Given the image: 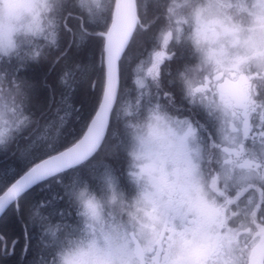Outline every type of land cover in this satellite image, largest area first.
Listing matches in <instances>:
<instances>
[{"label":"clouds","instance_id":"obj_1","mask_svg":"<svg viewBox=\"0 0 264 264\" xmlns=\"http://www.w3.org/2000/svg\"><path fill=\"white\" fill-rule=\"evenodd\" d=\"M117 2L0 0V150L40 127L30 111L34 85L20 71L41 60L59 62L68 49L80 50L101 36L111 27ZM131 3L134 23L122 53L131 82L118 91L98 148L114 117L106 155L122 158L123 167L102 164L88 178L76 175L68 182L55 175L62 193L26 211L46 253L38 264H191L187 256L198 247L206 250L199 264H264V258L252 257L261 237L242 211L247 194L226 206L249 166L247 150L237 153L215 135L218 128L237 134L245 124L258 135L264 123V0ZM157 53L162 59L154 68ZM74 67L83 69L81 83L95 86L87 65ZM240 81L242 100L231 92ZM60 111L22 153L30 158L43 148L53 154L25 175H40L68 151L55 150L70 118L68 110ZM99 114L98 107L76 143ZM57 198L68 206L53 217L46 209ZM220 209L224 223L210 222L206 213ZM262 216L264 205L257 223Z\"/></svg>","mask_w":264,"mask_h":264},{"label":"trees","instance_id":"obj_2","mask_svg":"<svg viewBox=\"0 0 264 264\" xmlns=\"http://www.w3.org/2000/svg\"><path fill=\"white\" fill-rule=\"evenodd\" d=\"M104 39L101 36L93 37L85 45L76 49H68L67 57L59 62L41 60L27 64L20 75L34 85L33 101L30 111L39 121L40 127L33 132L31 129L20 136L7 150H0V193L6 186L18 179L33 162L47 158L43 148L36 149L33 157L26 158L22 153L32 144L36 135L42 131L43 126L57 118V109H66L70 118L63 129V135L56 149L61 151L73 145L84 134L88 122L93 118L100 104L104 84L105 65L101 62ZM67 41L62 42L61 51H64ZM65 60L67 62H65ZM75 65H87L95 86L89 87L81 83L84 74ZM12 69L16 65L11 66ZM66 69H74V75L67 85L61 83L62 74ZM131 82L127 67L120 65V89ZM119 89V90H120ZM66 104L62 105L61 101ZM59 114L64 113L59 111ZM117 127L115 118L110 119L108 135L101 149L82 165L60 174L65 182L79 175L88 178L93 169H100L102 164H110L115 168L123 167V159H113L107 153L112 150V129ZM53 154V153H50ZM95 184V182H93ZM62 193L60 185L55 178L43 181L19 198L18 205L14 203L0 218V264H38L43 258L39 246V231L27 221L28 207L39 201H50L53 194ZM66 200L57 198L46 209L53 217L67 208ZM75 220V217L72 218ZM15 246L13 247V244Z\"/></svg>","mask_w":264,"mask_h":264},{"label":"snow or ice","instance_id":"obj_3","mask_svg":"<svg viewBox=\"0 0 264 264\" xmlns=\"http://www.w3.org/2000/svg\"><path fill=\"white\" fill-rule=\"evenodd\" d=\"M134 17L135 10L131 0H118L115 18L111 27L101 35L104 38L101 62L106 65V85L103 90V103L99 104L100 114L92 122V128L89 129L88 135L84 136L79 143H74V147H68V151L64 152L63 155L56 157V163L52 168L45 169L38 176H33L31 173L25 175L28 169L36 164V162H33L17 179L18 183L14 184L5 195L0 196V214H4L5 210L14 202L18 205L19 200L17 201V197L21 192L24 194L33 186L43 181H47L54 178L57 174L65 173L66 170L74 169L84 164L97 152L101 146L108 113L112 110L113 104L117 99L122 53L128 40L131 25L134 23ZM81 39L83 41V37ZM161 59L162 54L157 53L156 63L153 65L154 68L158 67ZM79 71L83 73V69L79 68ZM141 71H143L142 65L137 67L136 73L139 74ZM73 75L74 69H66L62 74L61 83L67 85ZM136 84L139 87L144 86L143 80L139 78L136 80ZM231 92L237 95L239 99H244L242 94L243 82L234 83L231 86ZM61 104H66V101L62 99ZM59 111L60 109L58 108L57 112ZM215 135L217 137L223 136L237 153L247 150L249 166L242 168V175L238 180L240 189L235 194V200H226V206L238 203L247 194L248 198L242 211L246 219L253 224H257L259 229L258 235L261 237L260 244L252 252V257L254 261L258 257L264 258V216L261 217L262 222L257 223V213L261 211V206L264 205V123L261 124L258 135H253L247 124L237 134H233V130L218 128ZM248 141H251L250 145L247 143ZM46 154L47 157L52 155L47 151ZM21 177L22 179H20ZM223 211V209L209 211L206 215L210 222L222 225L224 223ZM2 240L3 237L0 236V241ZM14 246L15 243L13 244ZM205 254V248L198 247L188 254L187 259L191 261V264H199V261Z\"/></svg>","mask_w":264,"mask_h":264},{"label":"water","instance_id":"obj_4","mask_svg":"<svg viewBox=\"0 0 264 264\" xmlns=\"http://www.w3.org/2000/svg\"><path fill=\"white\" fill-rule=\"evenodd\" d=\"M102 38H103V37H102ZM103 39H104V38H103ZM104 65H105V64H104ZM105 85H106V65H105V84H104V87H105ZM119 89H120V84H119V87H118V91H119ZM103 90H104V89H103ZM102 97H103V94H102ZM101 101H102V98H101ZM101 101H100V103H101ZM98 107H99V106H98ZM85 131H86V130H85ZM82 136H83V135H82ZM81 138H82V137H81ZM77 141H78V140H77ZM77 141H76V142H77ZM76 142H75V143H76ZM71 146H72V145H71ZM65 149H66V148H65ZM65 149H63V150H65ZM94 155H95V154H94ZM94 155H93V156H94ZM91 158H92V157H91ZM91 158H90V159H91ZM69 170H70V169H69ZM66 171H68V170H66ZM14 182H15V181H14ZM39 184H40V183H39ZM37 185H38V184H37ZM37 185H35V186H37ZM35 186H33L32 188H34ZM32 188H31V189H32ZM31 189H29V190H31ZM29 190H28V191H29ZM28 191H27V192H28ZM14 203H15V202H14ZM14 203H13V204H14ZM13 204H12V205H13ZM12 205H10L8 208H10ZM8 208L5 210V212L8 210ZM2 216H3V214H0V218H1Z\"/></svg>","mask_w":264,"mask_h":264},{"label":"flooded vegetation","instance_id":"obj_5","mask_svg":"<svg viewBox=\"0 0 264 264\" xmlns=\"http://www.w3.org/2000/svg\"><path fill=\"white\" fill-rule=\"evenodd\" d=\"M199 119H201V121H203V116L199 117ZM247 143L250 145L251 141H248Z\"/></svg>","mask_w":264,"mask_h":264}]
</instances>
